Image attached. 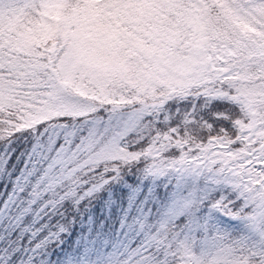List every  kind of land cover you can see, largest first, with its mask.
<instances>
[{
  "label": "snow or ice",
  "instance_id": "obj_1",
  "mask_svg": "<svg viewBox=\"0 0 264 264\" xmlns=\"http://www.w3.org/2000/svg\"><path fill=\"white\" fill-rule=\"evenodd\" d=\"M0 264H264V0H0Z\"/></svg>",
  "mask_w": 264,
  "mask_h": 264
}]
</instances>
